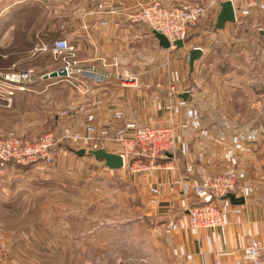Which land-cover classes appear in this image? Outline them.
Returning a JSON list of instances; mask_svg holds the SVG:
<instances>
[{"label": "crops", "instance_id": "obj_1", "mask_svg": "<svg viewBox=\"0 0 264 264\" xmlns=\"http://www.w3.org/2000/svg\"><path fill=\"white\" fill-rule=\"evenodd\" d=\"M152 1L0 0V22L5 23L0 38L6 40L0 45L8 47L13 38H23L22 25L41 16V28L28 29L31 45L66 39L75 46L86 72L75 75L73 83L66 77L56 79L57 84L73 85L81 108L71 126L61 127L80 133L88 125L107 128L115 140L100 141L101 148L119 153L122 145L116 140L128 121L177 129L174 169L105 175L118 183L116 193L128 196L127 201L137 198L138 257L163 264H249L244 255L247 241L264 244V0L250 11L233 0L236 21L206 31L213 40L196 44L198 36L188 32L182 47L170 48H164L148 26L130 19ZM188 1L220 2L204 17L217 21L227 0ZM98 5L105 12L98 13ZM196 47L203 55L191 70L190 51ZM215 55L217 61L208 63ZM120 76L134 78L125 82ZM43 82L48 86L50 79ZM97 144L84 147L96 149ZM88 158L97 170L111 171L104 161ZM230 169L239 173L241 190L235 196L243 202L217 200L224 225L194 229L188 210L206 198L193 187Z\"/></svg>", "mask_w": 264, "mask_h": 264}, {"label": "rangeland", "instance_id": "obj_2", "mask_svg": "<svg viewBox=\"0 0 264 264\" xmlns=\"http://www.w3.org/2000/svg\"><path fill=\"white\" fill-rule=\"evenodd\" d=\"M32 19L20 27L23 38H13L8 47L0 45V80L9 74L29 76L28 85L20 78L13 96L0 98V133L15 132L37 143L45 131L53 130L61 140L50 164H0V264H163L138 257L137 198L130 196L127 201L128 196L116 193L118 183L105 177L121 172L97 170L89 164L90 154H77L92 149L72 138L79 131L61 127L74 122L73 108L80 104L74 99L76 91L69 82L57 84L56 78L46 86L43 78L65 69L63 58L79 59L74 52L58 58L47 39L31 45L28 29L41 28L43 23L41 16ZM216 22L203 17L188 32L198 36L196 44H207L213 39L205 32L215 30ZM4 25L0 22V31ZM214 61L216 55L207 62Z\"/></svg>", "mask_w": 264, "mask_h": 264}, {"label": "built area", "instance_id": "obj_3", "mask_svg": "<svg viewBox=\"0 0 264 264\" xmlns=\"http://www.w3.org/2000/svg\"><path fill=\"white\" fill-rule=\"evenodd\" d=\"M258 1L239 0L241 7L247 11L255 7ZM214 6H220V2L214 1L203 5L188 0H174L173 2L153 0L149 5L142 6L140 11L130 19L148 25L155 32L162 33L170 41L171 47H175V41H184L187 38L189 27L198 23L207 14L212 13ZM235 10L237 12L236 7ZM97 12H105L104 6L98 5ZM52 50L58 58H62L66 52L75 53L76 51L75 46L66 39L56 40L52 45ZM63 60L66 62L63 66L67 72L66 78L73 79L75 75L86 72L79 62H71L67 58H63ZM20 78L24 79V85L29 84L27 82L28 74L22 77L9 74L0 80V84H2L0 85L2 87L1 99L6 100L13 96L12 88L16 82L20 83ZM132 78L134 77L120 76V79L125 82ZM80 108V105H76L73 111ZM177 132V129L169 124H144L128 121L116 140L120 141L122 145L119 154L123 157L124 166L115 171H120L119 174L124 177L136 176L159 168L174 169L171 155L178 148ZM64 137L67 138L66 135ZM72 138L84 145L115 140L107 128L99 130L93 125H88L85 133L76 132ZM60 140L53 130L45 131L37 143H33L15 132L0 133V164L15 163L21 166H31L37 163L50 164L54 158L53 150ZM239 182L238 171L230 169L195 185L193 191L205 197L206 201L189 208L191 226L200 230L224 225L225 214L217 200L225 198L231 193L239 192L241 190ZM154 192L158 193V190L154 189ZM244 255L249 264H263L264 244L259 240L249 239Z\"/></svg>", "mask_w": 264, "mask_h": 264}, {"label": "water", "instance_id": "obj_4", "mask_svg": "<svg viewBox=\"0 0 264 264\" xmlns=\"http://www.w3.org/2000/svg\"><path fill=\"white\" fill-rule=\"evenodd\" d=\"M236 21V10L233 4L232 0H227L221 3V10L218 14L217 18V28L223 29L227 22H235ZM157 38L159 39L161 45L164 48H170L171 43L167 39L165 35L162 33H156ZM175 44L179 47H182L184 45V42L182 40H177ZM203 55V51L201 48L196 47L190 51V68L191 70L194 69L195 61L201 58ZM67 72L65 69L59 70L57 72H52L48 75H45V79L50 78H56L58 76L66 77ZM86 153L94 156L99 161H104L106 166L111 170H119L124 166V160L123 157L119 153L110 152L105 148H99V149H91L89 151H86L85 149H81L77 151V154L82 156ZM228 198L233 201V203H239L243 202L244 199H240L235 196V194H229L227 196Z\"/></svg>", "mask_w": 264, "mask_h": 264}, {"label": "trees", "instance_id": "obj_5", "mask_svg": "<svg viewBox=\"0 0 264 264\" xmlns=\"http://www.w3.org/2000/svg\"><path fill=\"white\" fill-rule=\"evenodd\" d=\"M20 167H24V166H21V165H19Z\"/></svg>", "mask_w": 264, "mask_h": 264}]
</instances>
